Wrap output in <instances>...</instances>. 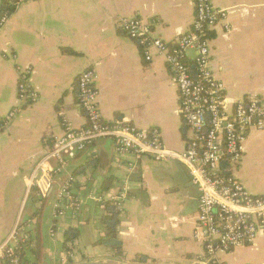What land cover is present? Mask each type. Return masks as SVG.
I'll list each match as a JSON object with an SVG mask.
<instances>
[{"label": "crops", "instance_id": "0c3cea01", "mask_svg": "<svg viewBox=\"0 0 264 264\" xmlns=\"http://www.w3.org/2000/svg\"><path fill=\"white\" fill-rule=\"evenodd\" d=\"M212 2L228 11L231 27L227 32L220 24L209 34L216 78L232 101L264 98V0ZM132 17L148 23L155 37L174 43L191 30L195 0H34L17 7L0 28V244L18 220L30 223L28 264H71L63 245L72 229L78 232L73 263L111 260L98 244L102 210L90 196L108 197L125 183L130 192L120 215L122 263L140 264L136 258L143 255L147 263L194 264L205 255L195 239L200 191L179 161L120 156L113 140L98 139L69 160L47 196H40L35 171L64 134L63 119L78 129L86 126L78 79L88 69L97 73L103 121L159 129L169 149L187 148L191 133L181 118L173 74L161 56L147 62L138 43L119 28ZM23 69L31 70L30 84L39 95L28 105L19 100ZM244 149L233 176L252 194H264V132L251 131ZM70 176L80 212L68 209L55 219L60 186ZM220 258L225 264H264V232L253 245Z\"/></svg>", "mask_w": 264, "mask_h": 264}, {"label": "built area", "instance_id": "2783aa9c", "mask_svg": "<svg viewBox=\"0 0 264 264\" xmlns=\"http://www.w3.org/2000/svg\"><path fill=\"white\" fill-rule=\"evenodd\" d=\"M34 0H10L16 8ZM228 11L217 9L212 0H195V19L191 30L174 43L155 37L151 26L139 17L124 19L121 28L143 50L147 62L163 57L174 76L179 92L180 114L191 133L187 148L169 149L159 129L143 130L117 121H103L98 104L97 73L84 71L78 79L79 106L85 114L86 126L75 128L63 119L64 134L56 139L53 149L39 162L35 174L40 196L45 198L55 177L66 169L69 160L84 151L92 142L107 138L115 143L120 156L152 157L155 161H179L186 165L200 191L199 213L195 239L205 247L201 264H225L220 256L253 245L264 232V194L249 192L234 176L224 175L222 164L240 163L244 143L251 131L264 132V98L247 96L232 101L225 84L211 68L212 49L209 34L220 24L231 31ZM9 17L0 20L3 28ZM190 54H194L191 58ZM193 61V64H191ZM31 70L23 69L18 86L23 105L35 103L38 93L30 84ZM17 111L11 114L15 117ZM52 162L55 166H52ZM135 165H130L133 172ZM74 178L68 177L60 186L53 216L60 219L70 209L80 212L79 199L73 193ZM130 187L125 183L117 192L107 196L91 195L102 204L113 202L121 211L129 198ZM30 223L18 220L8 238L0 244V263L23 264L22 254L29 242Z\"/></svg>", "mask_w": 264, "mask_h": 264}, {"label": "trees", "instance_id": "16d2710c", "mask_svg": "<svg viewBox=\"0 0 264 264\" xmlns=\"http://www.w3.org/2000/svg\"><path fill=\"white\" fill-rule=\"evenodd\" d=\"M1 14L0 18L4 15L10 17L15 11L16 7L11 5L8 0H2L1 3ZM4 121L0 122L2 125ZM222 171L224 175L230 176L232 175V167L229 161H225L222 164ZM110 187V182L107 181L104 185L105 190H108ZM100 208L102 210L101 224L103 227V234L98 242V244L104 245L109 253L110 259L113 261L121 262L124 258V250H123V241L119 234V225H120V215L121 210L111 201H106L100 204ZM78 232L76 230H69L65 234V241L63 245V250L67 255L69 262L72 264L73 260L71 259V255L75 252L76 246L75 241L77 238ZM25 252V249H24ZM24 252L22 254L23 264H28L25 261ZM148 258L143 255H139L136 258V263H147Z\"/></svg>", "mask_w": 264, "mask_h": 264}, {"label": "water", "instance_id": "95a60500", "mask_svg": "<svg viewBox=\"0 0 264 264\" xmlns=\"http://www.w3.org/2000/svg\"><path fill=\"white\" fill-rule=\"evenodd\" d=\"M72 264H126V263L117 262L113 260H106V261L82 262V263H72ZM143 264H158V263H143ZM194 264H201V263H194Z\"/></svg>", "mask_w": 264, "mask_h": 264}]
</instances>
